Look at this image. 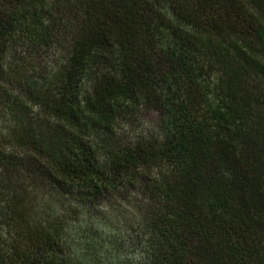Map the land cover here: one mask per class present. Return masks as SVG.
Returning a JSON list of instances; mask_svg holds the SVG:
<instances>
[{
	"label": "trees",
	"instance_id": "16d2710c",
	"mask_svg": "<svg viewBox=\"0 0 264 264\" xmlns=\"http://www.w3.org/2000/svg\"><path fill=\"white\" fill-rule=\"evenodd\" d=\"M130 196L145 264H264V0H0V264H116Z\"/></svg>",
	"mask_w": 264,
	"mask_h": 264
},
{
	"label": "rangeland",
	"instance_id": "374dc122",
	"mask_svg": "<svg viewBox=\"0 0 264 264\" xmlns=\"http://www.w3.org/2000/svg\"><path fill=\"white\" fill-rule=\"evenodd\" d=\"M62 59V54L47 53L41 59L42 70L52 73ZM159 113L156 111L141 112L132 121L122 122L117 129L123 142H129L139 135H155L158 131ZM139 199L135 196L122 197L115 203L104 205L93 212L106 215L107 223L114 229L116 239L114 247L108 245L107 258L116 264H145L141 245L138 243ZM133 230V231H132ZM132 231V232H130Z\"/></svg>",
	"mask_w": 264,
	"mask_h": 264
}]
</instances>
